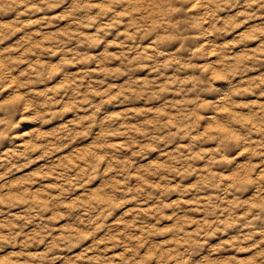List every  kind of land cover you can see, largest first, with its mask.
Masks as SVG:
<instances>
[{"label":"clouds","instance_id":"9594fccd","mask_svg":"<svg viewBox=\"0 0 264 264\" xmlns=\"http://www.w3.org/2000/svg\"><path fill=\"white\" fill-rule=\"evenodd\" d=\"M0 264H264V0H0Z\"/></svg>","mask_w":264,"mask_h":264}]
</instances>
